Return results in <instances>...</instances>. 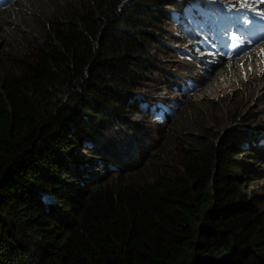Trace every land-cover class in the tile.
Listing matches in <instances>:
<instances>
[{"label":"trees","instance_id":"obj_1","mask_svg":"<svg viewBox=\"0 0 264 264\" xmlns=\"http://www.w3.org/2000/svg\"><path fill=\"white\" fill-rule=\"evenodd\" d=\"M46 3L49 6L45 14L41 3H38L39 9L34 13V15L45 16V23L43 22L38 29H20L17 35L6 37V50L3 55L0 54L3 57L2 63L0 62V163L2 164H0L2 175L0 177L2 192H0V264H264V210L260 208L264 200L262 195L257 193L254 195L250 189L252 181L258 179L262 168H259L260 163L250 156L255 146L249 148L245 146L246 141L258 137L261 131L264 132V87L261 90L263 82L259 80L260 85L259 82L256 85L254 82L251 83L250 86L255 89L247 90L244 99L235 102L236 109L234 108L224 119L223 126L226 130L228 129L225 136L232 138L233 143L220 141L217 145L210 141V138L217 137L218 130L204 124L211 118L204 117L203 113L206 112L207 107L216 108L218 112L221 105L208 103L201 106L204 99H199L200 104L194 102L195 104H188V107L183 105L180 111L183 117L181 123L178 124V116L177 120L163 125L165 133L161 131L157 139L151 138L145 129H139L133 119L143 116L146 123H153L152 118L139 107L143 91L140 89L147 80L146 72L151 73L158 66L160 55H164L167 50L163 34L159 38L157 36L159 24H162L164 19L170 20V14L166 8L173 4L178 9L179 4L173 0H46ZM58 15H61L60 18ZM88 39L89 42H87ZM247 57L245 55L238 61H244ZM152 58H154L153 61H151ZM32 65H34L33 68ZM233 65L235 64L231 60L227 69ZM220 67L223 66H215L205 72L209 71V74L214 76ZM42 68L45 69L42 70ZM106 76H109L108 79ZM30 77L42 80L37 81ZM52 77L57 79L53 80ZM39 83L42 84L38 86ZM199 93L201 94V91H195L196 95ZM253 97L257 99V102L249 110L251 102L254 101ZM247 98L249 100L245 101ZM65 104L67 105L64 106ZM244 104L245 109L241 111ZM51 109H54V112ZM209 116L214 115L209 113ZM194 120L202 123L201 127L195 124L193 127L200 128L203 133L199 134L187 128V125ZM184 125H186L185 128ZM107 132L110 133L107 134ZM130 135L133 136L130 137ZM208 137L210 138L206 139ZM185 146H189V149ZM201 152L203 154L207 152L212 156L207 154L203 156ZM180 157L181 161H178ZM210 157L214 159L210 161ZM203 158L206 159L205 162ZM38 180L41 182L39 183ZM89 187H92V190ZM8 190L10 194L12 193L11 195ZM107 190H109L108 193ZM125 191L127 193L129 191V194L123 193ZM28 195L29 198H27ZM127 196L133 198L129 197V199ZM123 198L124 200H121ZM115 200L117 202L120 200L119 204ZM107 203H110L109 207ZM15 209H19V212ZM106 212H110V215H106ZM35 213H37L36 218ZM128 213L132 218H139L132 219ZM42 215L44 216L41 218ZM140 216L143 217L141 218L144 223ZM105 222L108 224L106 225ZM194 230L197 231L194 232ZM246 253L248 257L244 256V254L247 255ZM218 254L216 258L215 255Z\"/></svg>","mask_w":264,"mask_h":264},{"label":"bare ground","instance_id":"obj_2","mask_svg":"<svg viewBox=\"0 0 264 264\" xmlns=\"http://www.w3.org/2000/svg\"><path fill=\"white\" fill-rule=\"evenodd\" d=\"M21 1H26V0H0V24H3L4 23V20H3V16H8L9 14H11V12H13V11H15L16 10V8H18L16 11H18L19 12V10H21L22 11V8H23V2L21 3V6L20 7H18V5L20 4V2ZM43 1V0H42ZM52 1V0H51ZM73 1V0H72ZM121 1V0H120ZM140 1H142V0H140ZM38 2V1H37ZM81 2V1H80ZM175 2H177L178 4H179V9L181 8V4L178 2V1H176L175 0ZM36 3V2H35ZM79 3V2H78ZM232 3H235L236 5L235 6H233V7H231V6H229V4H232ZM64 4H65V2H64ZM73 4V3H72ZM36 5L38 6V3H36ZM59 5V4H58ZM210 5H212V7H210V12L208 13V14H205V15H203V14H201V13H199V12H197V9H199V8H201V5H192V6H187V7H185V9L184 10H182V8H181V10H179L178 11V9H177V7L176 6H174L173 4L172 5H170L168 8H166L167 10H168V13L170 14V20H166V19H164V18H166V17H164L163 19V23H168L169 21H171V20H174L176 23H177V29L179 30V29H181L180 30V32H178L179 34H180V37H187V38H192V40H191V42H190V48L188 49H186V51H188L189 52V50H190V52L191 53H198V55L194 58L195 59V61H196V63L198 64V67L199 66H201V70H203V71H205V70H207V69H210V68H213V67H215V66H223V67H220L218 70H217V72L215 73V75L216 74H218V73H221V72H224L226 69H227V66H228V63L232 60V62H234V64H236L237 62H239L238 61V56L241 54V53H245V55L246 56H250L252 53H253V51H257L261 46H262V44H264V0H232V1H230V0H227L226 2H215V3H213V4H209V5H207V6H210ZM157 6V5H156ZM63 6H61V8H62ZM74 7V6H73ZM80 7V6H79ZM83 7V6H82ZM57 8V7H56ZM64 8V7H63ZM197 8V9H196ZM73 9V8H72ZM24 10V9H23ZM37 10V9H36ZM34 11V13H36L37 11ZM15 11V12H16ZM41 12V11H40ZM165 13V12H164ZM165 15V14H164ZM13 16V15H12ZM18 16V15H17ZM15 14H14V17H17ZM33 16H35V15H33ZM59 16V15H58ZM61 16V15H60ZM60 16H59V18H60ZM67 17V16H66ZM97 17V16H96ZM161 17V16H160ZM58 18V19H59ZM31 19V18H30ZM53 19V18H52ZM161 19H162V17H161ZM96 21H97V19H96ZM45 23V22H44ZM47 23V22H46ZM56 23V22H55ZM62 23V22H61ZM79 23V22H78ZM101 23V22H100ZM30 24H32V23H30ZM99 24V23H98ZM11 25H13L14 26V24H11ZM33 25V24H32ZM57 25V24H56ZM100 25H102V24H100ZM99 25V26H100ZM160 25V27H159V30H158V34H157V36H158V38L160 37V35L161 34H159V32H160V29L162 28V26H161V24H159ZM29 26V25H28ZM19 27V25H16L15 26V35H17V33L20 31V29H27V28H31V29H33V27ZM53 28V27H52ZM51 28V29H52ZM79 28V27H78ZM134 28V27H133ZM36 29H38V28H36ZM92 29V28H91ZM90 29V30H91ZM130 29V28H129ZM94 30V29H93ZM137 30V29H136ZM25 31V30H24ZM54 31V30H53ZM78 31V30H77ZM96 31V30H95ZM94 31V32H95ZM131 31H132V28H131ZM92 32V31H91ZM134 32V31H133ZM24 33V32H23ZM79 33V32H78ZM96 33H97V31L95 32V35H96ZM99 33V32H98ZM39 34V33H38ZM92 34H94V33H92ZM91 34V35H92ZM131 34H132V32H131ZM127 35V34H126ZM44 36V35H43ZM92 36H94V35H92ZM91 36V37H92ZM100 36V35H99ZM162 36V35H161ZM35 37V36H34ZM110 37V36H109ZM112 37V36H111ZM42 38V37H41ZM89 38V37H88ZM127 38V37H126ZM165 38V37H164ZM195 38H197L198 39V42H196V40H195ZM95 39V38H94ZM124 39V38H123ZM162 39V38H161ZM23 40V39H22ZM35 40V39H34ZM96 40V39H95ZM94 40V41H95ZM131 40V39H130ZM165 40H167V38H165ZM18 41V40H17ZM137 41V40H136ZM135 41V42H136ZM141 41V40H140ZM29 42V41H28ZM87 42H89V39H88V41ZM92 42V41H91ZM110 42V41H109ZM138 42V41H137ZM172 40H167V42H164V45H165V47H166V49L167 50H170L172 53H173V51L175 52V50H176V46L174 45V44H172ZM106 43V42H105ZM116 43H118V42H116ZM38 44V43H37ZM158 44V43H157ZM169 44H172V46H169ZM92 45V44H91ZM118 45V44H117ZM125 45V44H124ZM136 45H138V44H136ZM143 45V44H142ZM156 45V44H155ZM29 46V45H28ZM88 46V45H87ZM149 46V45H148ZM151 46V45H150ZM30 47V46H29ZM41 47V46H40ZM93 47H95V46H93ZM123 47V46H122ZM122 47L120 48V49H122ZM137 47V46H136ZM158 47H159V44H158ZM23 48V47H22ZM83 48H85V47H83ZM89 48H91L90 46H89ZM131 48V47H130ZM146 48V47H145ZM212 48L214 49V52L213 53H211L210 52V50H212ZM31 49V48H30ZM86 49V48H85ZM133 49V48H132ZM142 49H143V47H142ZM205 49H207V52H202V51H204ZM11 50V49H10ZM28 50V49H27ZM36 50V49H35ZM45 50V49H44ZM92 50V49H91ZM94 50V49H93ZM56 51V50H55ZM61 51V50H60ZM64 51V50H63ZM62 51V52H63ZM115 51V50H114ZM117 51V50H116ZM129 51V50H128ZM132 51V50H131ZM137 51V50H136ZM149 51V50H148ZM83 52V51H82ZM89 52H91L90 50H89ZM88 52V53H89ZM109 52V51H108ZM112 52V51H111ZM158 52V51H157ZM168 52V51H167ZM200 52V53H199ZM56 53V52H55ZM67 53V52H66ZM70 53H71V51H70ZM113 53V52H112ZM111 53V54H112ZM119 53V52H118ZM123 53V52H122ZM121 53V54H122ZM131 53H133V52H131ZM148 53V52H147ZM152 53V52H151ZM251 53V54H250ZM120 54V53H119ZM140 54V53H139ZM160 54V53H159ZM174 54V53H173ZM207 54V62H205L204 60L202 61V59L205 57V55ZM255 54V53H254ZM57 55V54H56ZM86 55V54H85ZM106 55H107V53H106ZM108 55H109V53H108ZM115 56H116V54H114ZM131 56H132V54H130ZM143 55V54H142ZM150 55V54H149ZM60 56V55H59ZM104 56V55H103ZM137 56V55H136ZM141 56V55H140ZM147 56V55H146ZM167 56H169V55H167ZM10 57V56H9ZM107 57V56H106ZM135 57V56H134ZM36 58V57H35ZM39 58V57H38ZM76 58L78 59V57L76 56ZM121 58V57H120ZM120 58H118V59H120ZM142 58V57H141ZM147 58V57H146ZM11 59V58H10ZM103 59V58H102ZM117 59V60H118ZM133 59V58H132ZM143 59V58H142ZM141 59V60H142ZM153 59L154 58H152V60L151 61H153ZM199 59L201 60V61H199ZM0 62L2 63V60L3 59H1L0 58ZM72 60V59H71ZM75 60V59H74ZM79 60V59H78ZM89 60H90V58H89ZM92 60V59H91ZM104 60V59H103ZM102 60V61H103ZM162 60V59H161ZM79 61H81V60H79ZM166 61V60H165ZM39 62H41L40 60H39ZM112 62V61H111ZM131 62H133V61H131ZM209 62V63H208ZM42 63V62H41ZM82 63V62H81ZM80 63V64H81ZM89 63V62H88ZM140 63V62H139ZM142 63H143V61H142ZM166 63V62H165ZM5 64V63H4ZM44 64V63H43ZM76 64V63H75ZM91 64V63H90ZM93 64V63H92ZM108 64V63H107ZM118 64V63H117ZM129 64V63H128ZM131 64V63H130ZM133 64V63H132ZM156 64V63H155ZM30 65V64H29ZM120 65V64H119ZM225 65V66H224ZM33 66L34 65H32V68H33ZM39 66V65H38ZM77 66V65H76ZM79 66H81V65H79ZM87 66V65H86ZM131 66V65H130ZM1 67V66H0ZM43 67V66H42ZM53 67V66H52ZM78 67V66H77ZM144 67V66H143ZM35 68H36V66H35ZM41 68V67H40ZM103 68V67H102ZM137 68V67H136ZM1 69V68H0ZM7 69V68H6ZM29 69H30V67H29ZM45 69V68H44ZM43 68H42V70H44ZM100 69V68H99ZM104 69V68H103ZM103 69H101V70H103ZM110 69V68H109ZM128 69V68H127ZM150 69V68H149ZM164 69H165V67H164ZM40 70V69H39ZM97 70V69H96ZM125 70H126V68H125ZM151 70H153V69H151ZM47 71V70H46ZM95 71V70H94ZM105 71V70H104ZM113 71V70H112ZM128 72H129V70H127ZM154 71V70H153ZM158 71V70H157ZM72 72V71H71ZM96 72V71H95ZM156 72V71H155ZM9 73V72H8ZM38 73V72H37ZM77 74H78V72H76ZM104 73V72H103ZM121 73V72H120ZM141 73V72H140ZM147 73V72H146ZM152 73V72H151ZM5 74V73H4ZM29 74H30V72H29ZM50 74V73H49ZM53 74V73H52ZM52 74H51V76H52ZM76 74V75H77ZM98 74V73H97ZM125 74V73H124ZM131 74H132V72H131ZM195 74V73H194ZM10 75V74H9ZM17 75V74H16ZM37 75V74H36ZM35 75V76H36ZM42 75V74H41ZM71 75V74H70ZM75 75V74H74ZM74 75H73V77H74ZM79 75V74H78ZM100 75V74H99ZM102 75V74H101ZM100 75V76H101ZM111 75V74H110ZM113 75V74H112ZM117 75H119V74H117ZM206 75H208V76H211L210 74H209V71H206ZM214 75V76H215ZM31 76H33V75H31ZM39 77H40V74L38 75ZM47 76V75H46ZM49 76V75H48ZM96 76V75H95ZM104 76V75H103ZM116 76V75H115ZM121 76V75H120ZM152 76V75H151ZM50 77V76H49ZM54 77V76H53ZM52 77V78H53ZM56 77H57V75H56ZM63 77H65V76H63ZM78 77V76H77ZM83 77V76H82ZM88 77H89V75H88ZM109 77V76H108ZM108 77L106 76V78L108 79ZM177 77V76H176ZM7 78H8V76H7ZM19 78V77H18ZM17 78V79H18ZM30 78H33V77H30ZM51 78V77H50ZM59 78V77H58ZM67 78V77H66ZM74 78H76V76L74 77ZM74 78H72V79H74ZM98 78V77H97ZM116 78V77H115ZM124 78V77H123ZM128 78V77H127ZM198 78V77H197ZM25 79V77L23 76V80ZM33 79H37V78H33ZM47 79V78H46ZM54 79H57V78H53V80ZM61 79V78H60ZM102 79V78H101ZM170 79H171V76H170ZM173 79V78H172ZM180 79L181 78H177V80H174L172 83H168L166 86H161V87H170L171 89H173L172 91H173V96L175 97V98H177V99H168L169 101H170V103H172V104H174L175 105V109L173 110V109H171V108H169V107H166V108H168V112L166 111V112H163V116H174V114L175 113H179V117L181 116L180 115V109L178 108L179 107V105H180V103L181 102H178L177 100H178V98H182V97H184L185 96V92L186 91H188V93H190V92H193V95H196L195 94V91L196 90H193V89H191L189 86H188V84L187 83H183L182 85H183V87H180L179 86V84H178V82L180 81ZM13 80V79H12ZM23 80H22V82H23ZM31 80V79H30ZM38 80H42L41 78L40 79H37V81ZM45 80V79H44ZM49 80H51V79H49ZM49 80H47V82H50ZM82 80V79H81ZM97 81H98V79H96ZM112 80H113V78H112ZM118 80H119V76H118ZM154 80V79H153ZM189 80H190V83L191 84H193V88L194 89H196V87H197V83L198 82H200V80H198V79H196L195 77H192V78H189ZM2 81V80H1ZM4 81H5V79H4ZM18 81H19V79H18ZM33 81V80H32ZM31 81V82H32ZM46 81V80H45ZM44 81V82H45ZM65 81H67V80H65ZM71 81V80H70ZM73 81V80H72ZM79 81V80H78ZM85 81V80H84ZM126 81V80H125ZM131 81V80H130ZM134 81V80H133ZM5 82H7V81H5ZM4 82V83H5ZM11 82V81H10ZM16 82V81H15ZM40 82V81H39ZM42 82V81H41ZM76 82H77V80H76ZM80 82V81H79ZM103 82V81H102ZM106 82V81H105ZM152 82V81H151ZM8 83V82H7ZM12 83V82H11ZM19 83V82H18ZM34 83H35V81H34ZM78 83V82H77ZM81 83H83V82H81ZM85 83V82H84ZM99 83V82H98ZM118 83V82H117ZM116 83V84H117ZM121 83V82H120ZM134 83V82H133ZM33 84V83H32ZM42 83H39L38 84V86L39 85H41ZM50 84V83H49ZM64 84H65V82H64ZM79 84V83H78ZM97 84V83H96ZM105 84V83H104ZM111 84V83H110ZM109 84V85H110ZM112 84H114V83H112ZM115 84V85H116ZM6 85V84H5ZM4 85V86H5ZM9 85V84H8ZM14 85H15V83H14ZM27 85H29L28 83H27ZM31 85V84H30ZM75 85V84H74ZM77 85V84H76ZM82 85V84H81ZM103 85V84H102ZM101 85V86H102ZM124 85H126V84H124ZM123 85V86H124ZM132 85V84H131ZM164 85H165V83H164ZM16 86H18V85H16ZM23 87V85H20V87ZM34 86H36V85H34ZM116 86H118V85H116ZM139 86V85H138ZM146 86V85H145ZM6 87V86H5ZM19 87V88H20ZM25 87V86H24ZM51 87H52V85H51ZM70 87V86H69ZM84 87V86H83ZM91 87V86H90ZM118 87H120V85L118 86ZM2 88V87H1ZM4 88V87H3ZM8 88H9V86H8ZM40 88H41V86H40ZM40 88H39V90H40ZM44 88H46V86H44ZM53 88V87H52ZM94 88V87H93ZM99 88H100V86H99ZM126 88V87H125ZM247 88H250V85L248 84V86H247ZM12 89V88H11ZM18 89V88H17ZM26 88H24V90H25ZM30 89V88H29ZM32 89V88H31ZM30 89V90H31ZM38 89V88H37ZM41 89H43V88H41ZM55 89V88H54ZM83 89V88H82ZM89 89V88H88ZM109 89V88H108ZM113 89H114V87H113ZM124 89V88H123ZM157 89V88H156ZM164 89L166 90V88H163V89H160L159 90V94L160 93H162L163 91H164ZM7 90V89H6ZM15 90H16V88H15ZM23 90V89H22ZM21 90V91H22ZM36 90V89H35ZM46 90V89H45ZM76 90V89H75ZM97 90V89H96ZM95 90V91H96ZM101 90V89H100ZM104 90V89H103ZM107 90V89H106ZM120 90H122V88L120 89ZM131 90V89H130ZM141 90V89H140ZM4 91H5V89H4ZM14 91V90H13ZM18 92L20 91V90H17ZM26 91H28V90H26ZM46 91H48V90H46ZM50 91V90H49ZM52 91H54L53 89H52ZM56 91V90H55ZM58 91H60V90H58ZM57 91V92H58ZM119 91V90H118ZM138 91V90H137ZM197 91H202V89H198ZM10 92V91H9ZM16 92V91H15ZM17 92V93H18ZM40 92H41V90H40ZM72 92V91H71ZM78 92V91H77ZM83 92V91H82ZM97 92V91H96ZM153 92V93H152ZM151 92V94L150 95H147L148 97H150L148 100L152 103V104H158V105H161V102L163 101V98L162 99H158V97L159 96H156L155 97V91H152ZM14 93V92H13ZM12 93V94H13ZM39 93V92H38ZM42 93H44V92H42ZM41 93V94H42ZM67 93V92H66ZM87 93V92H86ZM91 93V92H90ZM89 93V94H90ZM102 93V92H101ZM100 93V94H101ZM122 93V92H121ZM143 93V92H142ZM158 93V92H157ZM34 93H32V95H33ZM82 94H84V93H82ZM92 94V93H91ZM203 94V93H202ZM23 95V94H22ZM27 95V94H26ZM31 95V96H32ZM39 95H40V93H39ZM74 95V94H73ZM81 95V94H80ZM112 95V94H111ZM162 95V94H161ZM244 95H246V92L244 91ZM19 96V95H18ZM21 96V95H20ZM25 96V95H24ZM29 96V95H28ZM34 96V95H33ZM44 96V95H43ZM49 96H51L50 94H49ZM78 96V95H77ZM82 96V95H81ZM80 96V97H81ZM93 96V95H92ZM102 96V95H101ZM106 96V95H105ZM109 96V95H108ZM115 96V95H114ZM151 96L153 97V98H151ZM166 96H167V94H166ZM181 96V97H180ZM254 96V95H253ZM2 98H3V95L1 96ZM17 97V96H16ZM94 97V96H93ZM107 97V96H106ZM22 98V97H21ZM25 98V97H24ZM36 98H37V96H36ZM41 98V97H40ZM49 98V97H48ZM51 98V97H50ZM61 98V97H60ZM71 98V97H70ZM97 98V97H96ZM112 98H114V97H112ZM119 98V97H118ZM8 99V98H7ZM29 99V98H28ZM31 99V98H30ZM42 99V98H41ZM72 99V98H71ZM78 99H79V96H78ZM84 99V98H83ZM88 99V98H87ZM115 99V98H114ZM239 99H242V97H240ZM32 100V99H31ZM37 100H38V98H37ZM77 100V99H76ZM75 100V101H76ZM101 100V99H100ZM105 100V99H104ZM116 100H118V99H116ZM11 101V100H10ZM19 101V100H18ZM68 101V100H67ZM67 101H66V103H67ZM78 101V100H77ZM111 101V100H110ZM8 102V101H7ZM27 102V101H26ZM38 102V101H37ZM49 102V101H48ZM90 102V101H89ZM108 102V101H107ZM112 102H114V101H111V103ZM129 102V101H128ZM127 102V103H128ZM183 102H184V100H183ZM182 102V103H183ZM16 103V102H15ZM21 103V102H20ZM25 103V102H24ZM29 103V102H28ZM34 103V102H33ZM109 103V102H108ZM130 103V102H129ZM137 103V102H136ZM19 104V103H18ZM26 104V103H25ZM30 104V103H29ZM50 104V103H49ZM64 104V103H63ZM75 104V103H74ZM86 104V103H85ZM107 104V103H106ZM114 104H115V102H114ZM113 104V105H114ZM122 104H124V103H122ZM13 105V104H12ZM11 105V106H12ZM15 105V104H14ZM43 105V104H42ZM67 104H65L64 106H66ZM83 105V104H82ZM88 105V104H87ZM93 105V104H92ZM117 105V104H116ZM21 105L19 104V107H20ZM35 106V105H34ZM52 106H54L53 104H52ZM56 106V105H55ZM58 106V105H57ZM80 106V105H79ZM78 106V107H79ZM90 106H91V104H90ZM96 106V105H95ZM105 106V105H104ZM107 106V105H106ZM123 106V105H122ZM30 107V106H29ZM28 107V108H29ZM39 107V106H38ZM59 107V106H58ZM75 107V106H74ZM81 107V106H80ZM82 107H84V106H82ZM109 107V106H108ZM120 107V106H119ZM128 107V106H127ZM181 107V106H180ZM253 107V106H252ZM13 108V107H12ZM21 108V107H20ZM31 108V107H30ZM36 108V107H35ZM40 108V107H39ZM45 108V107H44ZM54 108H56V107H54ZM61 108L62 109H64L63 107H62V105H61ZM60 108V109H61ZM182 108V107H181ZM17 109H18V106H17ZM66 109V108H65ZM69 109V108H68ZM73 109V108H72ZM81 109V108H80ZM83 109V108H82ZM84 109H85V107H84ZM116 109V108H115ZM114 109V110H115ZM236 109V108H235ZM248 109V108H247ZM34 110V109H33ZM45 110V109H44ZM43 110V111H44ZM52 110V109H51ZM54 110V109H53ZM52 110V111H53ZM70 110V109H69ZM130 110V109H129ZM139 110V109H138ZM14 111H15V109H14ZM17 111V110H16ZM21 111V110H20ZM28 111H30V110H28ZM35 111V110H34ZM47 111V110H46ZM64 111H66V110H64ZM83 111V110H82ZM100 111V110H99ZM128 111V110H127ZM33 112V111H32ZM36 112V111H35ZM41 111H39V113H40ZM54 112V111H53ZM91 112V111H90ZM94 112V111H93ZM97 112V111H96ZM132 112V111H131ZM236 112V111H235ZM45 113H47V112H45ZM49 113V112H48ZM71 113V112H70ZM75 113V112H74ZM113 113V112H112ZM111 113V114H112ZM116 113H118V112H116ZM115 113V114H116ZM141 113H143L142 111H141ZM17 114V113H16ZM26 114V113H25ZM51 114H54V113H51ZM61 114V113H60ZM88 114V113H87ZM92 114V113H91ZM19 115V114H18ZM32 115V114H31ZM34 115V114H33ZM62 115V114H61ZM85 115V114H84ZM107 115V114H106ZM113 115V114H112ZM19 116H22V115H19ZM51 116V115H50ZM56 116V115H55ZM55 116H53V117H55ZM63 116V115H62ZM61 116V117H62ZM72 116V115H71ZM94 116V115H93ZM95 116H96V114H95ZM123 116H125V115H123ZM200 116V115H199ZM233 116V115H232ZM239 116V115H238ZM88 117V116H87ZM104 117V116H103ZM116 117V116H115ZM20 118V117H19ZM22 119H23V117H21ZM25 118H26V116H25ZM34 118V117H33ZM33 118L31 119V120H33ZM78 118V117H77ZM86 117H84V119H85ZM119 118V117H118ZM18 119V118H17ZM49 120H51L50 118H48ZM95 119H97V118H95ZM117 119V118H116ZM122 119V118H121ZM144 119V118H143ZM176 118H174V120H175ZM18 120H20V119H18ZM30 120V119H29ZM47 120V119H46ZM48 120V121H49ZM75 120V119H74ZM113 120V119H112ZM204 120V119H203ZM52 121H53V118H52ZM84 121V120H83ZM94 121V120H93ZM96 121V120H95ZM94 121V122H95ZM109 121V120H108ZM117 121H119V120H117ZM122 121V120H121ZM129 121V120H128ZM156 121V120H155ZM158 121V120H157ZM162 121H164V120H162ZM165 121H167V122H165V123H169L170 124V122L172 123L173 122V119L172 118H170L169 120H165ZM213 120H212V118L208 121V123H210V122H212ZM23 122H25L26 123V121H23ZM89 122H90V120H89ZM107 122V121H106ZM120 122V121H119ZM203 122V121H202ZM237 122V121H236ZM49 123V122H48ZM51 123V122H50ZM49 123V124H50ZM69 123V122H68ZM93 123V122H92ZM100 123V122H99ZM116 123H118V122H116ZM131 123V122H130ZM196 123H200V122H196ZM213 123H214V126H212V127H214V128H218V125H217V123H215L214 121H213ZM98 124V123H97ZM108 124V123H107ZM106 124V125H107ZM115 124V123H114ZM127 124V123H126ZM156 124H158V123H156ZM162 124V123H161ZM202 124V123H201ZM46 125V124H45ZM62 125V124H61ZM105 125V124H104ZM124 125V124H123ZM130 125V124H129ZM145 125V124H144ZM26 126V125H25ZM41 126H42V124H41ZM79 126V125H78ZM83 126V125H82ZM111 126V125H110ZM115 126V125H114ZM149 126V125H148ZM185 126L186 125H184V128H185ZM202 125H198V127H201ZM239 126V125H238ZM37 127V126H36ZM40 127V126H39ZM72 127V126H71ZM125 127V126H124ZM144 127V126H143ZM21 128V127H20ZM48 128H50V127H48ZM53 128V127H52ZM51 128V129H52ZM54 128H56V127H54ZM97 128V127H96ZM159 128V127H158ZM187 128L188 129H191L188 125H187ZM23 129V128H22ZM37 129H39V128H37ZM41 129V128H40ZM50 129V130H51ZM86 129V128H85ZM92 129V128H91ZM90 129V130H91ZM118 129V128H117ZM132 129V128H131ZM137 129V128H136ZM162 129V130H161ZM165 128H163V127H161L160 128V130L161 131H163ZM209 129V128H208ZM44 130V129H43ZM48 130V129H47ZM49 130V131H50ZM98 130V129H97ZM108 130H110L109 128H108ZM159 130V129H158ZM193 130V129H192ZM210 130V129H209ZM19 131H20V129H19ZM54 131V130H53ZM56 131V130H55ZM83 131V130H82ZM104 131V130H103ZM107 131V130H106ZM112 131V130H111ZM110 131V132H111ZM115 131V130H114ZM121 131V130H120ZM194 132H196V130H193ZM35 132V131H34ZM33 132V133H34ZM65 132V131H64ZM110 132H107V134L108 133H110ZM150 132V131H149ZM154 131H152V133H153ZM164 132V131H163ZM167 132V131H166ZM176 132V131H175ZM215 132V131H214ZM226 132H228V129L226 130V128L225 127H223V129L222 130H218V135H217V137L215 136V137H212V138H210V137H208V138H206V139H209L210 138V141H212L213 143H215V144H217L218 145V143L220 142V141H224V142H230V143H233L234 141H233V139L232 138H230V137H226L225 136V133ZM25 133V132H24ZM59 133V132H58ZM134 133V132H133ZM162 133V132H161ZM165 133V132H164ZM163 133V134H164ZM206 133H207V131H206ZM212 133H213V131H212ZM239 133V132H238ZM242 133V132H241ZM60 134V133H59ZM92 134V133H91ZM103 134V133H102ZM150 134V133H149ZM157 134V133H156ZM209 134V133H208ZM210 134H211V132H210ZM55 135V134H54ZM75 135V134H74ZM100 135V134H99ZM214 135V134H213ZM216 135V134H215ZM35 136V135H34ZM58 136V135H57ZM105 136V135H104ZM108 136V135H107ZM127 136V135H126ZM164 136V135H163ZM193 136V135H192ZM191 136V137H192ZM200 136V135H199ZM206 136H207V134H206ZM69 137H70V135H69ZM154 137V136H153ZM197 137H198V135H197ZM196 137V138H197ZM204 137H205V135H204ZM85 138V137H84ZM97 138V137H96ZM104 138V137H103ZM112 138V137H111ZM120 138V137H119ZM150 138V137H149ZM156 138H158V137H156ZM167 138V137H166ZM188 138V137H187ZM193 138H195V137H193ZM60 139V138H59ZM107 139V138H106ZM114 139H116V138H114ZM151 139V138H150ZM165 139V138H164ZM172 139V138H171ZM174 139V138H173ZM189 139V138H188ZM200 139V138H199ZM205 139V138H204ZM223 139V140H222ZM53 140V139H52ZM56 140V139H55ZM77 140V139H76ZM108 140V139H107ZM186 140V139H185ZM190 140V139H189ZM193 140V139H192ZM196 140V139H195ZM194 140V141H195ZM63 141V140H62ZM98 141V140H97ZM171 141V140H170ZM191 141V140H190ZM199 141V140H198ZM205 141V140H204ZM57 142V141H56ZM103 141H101V143H102ZM138 142V141H137ZM187 142V141H186ZM206 142V141H205ZM68 143V142H67ZM86 143V142H85ZM153 143H155V142H153ZM162 143V142H161ZM165 143H166V141H165ZM188 143V142H187ZM207 143V142H206ZM69 144V143H68ZM107 144V143H106ZM127 144V143H126ZM129 144V143H128ZM140 144V143H139ZM168 144V143H167ZM190 144V143H189ZM203 144V143H202ZM224 144V143H223ZM56 145V144H55ZM62 145V144H61ZM75 145V144H74ZM73 145V146H74ZM95 145V144H94ZM162 145V144H161ZM191 145H192V143H191ZM76 146V145H75ZM108 146V145H107ZM148 146V145H147ZM154 146V145H153ZM169 146V145H168ZM196 146H198V145H196ZM245 146L246 147H250V146H255V150H253L252 152V154H250V156L256 161V162H258V163H260V164H258V166H259V168H262V171H261V174H260V176L258 177V179L257 180H254V181H252V183L254 184L255 183V181H262V180H264V132L263 131H261V133L259 134V136L258 137H254V138H252V139H250V140H248V141H246L245 142ZM13 147V146H12ZM55 147V146H54ZM67 147V146H66ZM70 147H72V145H70ZM159 147V146H158ZM185 147H187V146H185ZM185 147H184V149H185ZM193 147H195V146H193ZM219 147V146H218ZM49 148V147H48ZM77 148V147H76ZM107 148V147H106ZM152 148V147H151ZM188 149H189V146L187 147ZM67 149V148H66ZM70 149V148H69ZM89 149V148H88ZM96 149V148H95ZM150 149V148H149ZM178 149V148H177ZM187 149V150H188ZM63 150V149H62ZM68 150V149H67ZM75 150V149H74ZM82 150V149H81ZM99 150V149H98ZM103 150H104V148H103ZM108 150V149H107ZM113 150V149H112ZM151 150V149H150ZM55 151V150H54ZM90 151V150H89ZM94 151V150H93ZM114 151V150H113ZM154 151V150H153ZM59 152H61V151H59ZM92 152V151H91ZM96 152V151H95ZM130 152V151H129ZM136 152V151H135ZM150 152V151H149ZM172 152V151H171ZM189 152H191V151H189ZM249 152H251V151H249ZM4 153V152H3ZM48 153H49V151H48ZM108 153V152H107ZM111 153H112V151H111ZM131 153V152H130ZM182 153V152H181ZM186 153H188V151L186 152ZM194 153H195V151H194ZM6 154V153H5ZM50 154V153H49ZM89 154H90V152H89ZM97 154V153H96ZM109 154V153H108ZM143 154V153H142ZM148 154V153H147ZM183 154V153H182ZM191 154H192V152H191ZM201 154H203L202 152H201ZM204 154H207V152L206 153H204ZM203 154V156H205ZM74 155V154H73ZM103 155V154H102ZM174 155V154H173ZM196 155H197V153H196ZM195 155V156H196ZM208 156H212V154H207ZM47 156V155H46ZM87 156V155H86ZM91 156V155H90ZM136 156V155H135ZM157 156V155H156ZM177 156V155H176ZM181 156V155H180ZM202 156V155H201ZM214 156V155H213ZM241 156H245V154H241ZM54 157V156H53ZM83 157V156H82ZM115 157V156H114ZM119 157V156H118ZM138 157V156H137ZM145 157H147V156H145ZM179 157V156H178ZM216 157V156H215ZM2 158V157H1ZM5 158V157H4ZM156 158V157H155ZM163 158V157H162ZM174 158V157H173ZM172 158V159H173ZM202 158V157H201ZM211 158V157H210ZM54 159V158H53ZM60 159V158H59ZM68 159V158H67ZM85 159H87V158H85ZM153 159V158H152ZM212 159H214V158H211V159H209L210 161L212 160ZM50 160V159H49ZM62 160V159H61ZM154 160V159H153ZM159 160V159H158ZM175 160V159H174ZM178 160V159H177ZM204 160H206V159H204L203 158V161ZM208 160V159H207ZM53 161V160H52ZM136 161V160H135ZM138 161H140V160H138ZM144 161H145V159H144ZM170 161V160H169ZM178 161H181V157H180V160H178ZM209 161V162H210ZM255 161H253L255 164H256V162ZM51 162V161H50ZM141 162V161H140ZM146 162V161H145ZM176 162V161H175ZM174 162V163H175ZM205 162V161H204ZM207 162V161H206ZM209 162H208V164H209ZM29 163V162H28ZM60 163V162H59ZM92 163V162H91ZM100 163H102V162H100ZM168 163V162H167ZM171 163V162H170ZM183 162H181V164H182ZM1 164V163H0ZM33 164V163H32ZM58 164V163H57ZM56 164V165H57ZM62 164V163H61ZM115 164H117V163H115ZM133 164V163H132ZM2 165V164H1ZM85 165V164H84ZM183 165V164H182ZM50 167H52L51 165H49ZM117 166V165H116ZM162 166V165H161ZM177 166V165H176ZM64 167V166H63ZM70 167V166H69ZM129 167V166H128ZM143 167V166H142ZM179 167V166H178ZM67 168V167H66ZM106 168V167H105ZM124 168V167H123ZM122 168V169H123ZM145 168V167H144ZM163 168V167H162ZM161 168V169H162ZM167 168V167H166ZM182 168V167H181ZM18 169V168H17ZM49 169V168H48ZM59 169V168H58ZM137 169V168H136ZM151 169V168H150ZM168 169H170V168H168ZM32 170V169H31ZM54 170V169H53ZM57 170V169H56ZM74 170V169H73ZM94 170V169H93ZM124 170V169H123ZM132 170V169H131ZM144 170V169H143ZM174 170H175V166H174ZM1 171V170H0ZM6 171V170H5ZM22 171V170H21ZM30 171V170H29ZM98 171V170H97ZM139 171H140V169H139ZM149 171V170H148ZM172 171V170H171ZM184 171V170H183ZM65 172V171H64ZM103 172V171H102ZM101 172V173H102ZM133 172V171H132ZM164 172V171H163ZM28 173H30V172H28ZM32 173V172H31ZM46 173V172H45ZM50 173V172H49ZM57 173V172H56ZM115 173V172H114ZM120 173H122V172H120ZM125 173H126V170H125ZM137 173H138V171H137ZM149 173V172H148ZM171 173V172H170ZM3 174V173H2ZM8 174V173H7ZM27 174V173H26ZM35 174V173H34ZM37 174V173H36ZM155 174V173H154ZM160 174V173H159ZM180 174V173H179ZM183 174V173H182ZM5 175V174H4ZM11 175V174H10ZM56 175V174H55ZM64 175V174H63ZM74 175V174H73ZM93 175V174H92ZM132 175V174H131ZM139 175V174H138ZM150 175V174H149ZM171 175H173V174H171ZM175 175H176V177H178V175L175 173ZM2 175L0 174V177H1ZM6 176V175H5ZM8 176V175H7ZM17 176V175H16ZM36 176V175H35ZM69 176H70V174H69ZM82 176V175H81ZM108 176V175H107ZM182 176V175H181ZM184 176V175H183ZM182 176V177H183ZM29 177V176H28ZM40 177H42V176H40ZM138 177V176H137ZM148 177H150V176H148ZM164 177V176H163ZM251 176H249V178H250ZM35 178V177H34ZM63 178H64V176H63ZM154 178V177H153ZM156 178V177H155ZM169 178H172V177H169ZM3 179V178H2ZM7 179V178H6ZM30 179V178H29ZM39 179V178H38ZM80 179V178H79ZM83 179V178H82ZM107 179H109V177L107 178ZM106 179V180H107ZM144 179V178H143ZM150 179V178H149ZM179 179V178H178ZM34 180V179H33ZM43 179H41V181H42ZM50 180V179H49ZM60 180H61V178H60ZM72 180V179H71ZM92 180V179H91ZM101 180V179H100ZM125 180V179H124ZM24 181H26L25 179H24ZM36 181V180H35ZM39 181V183L41 182L40 180H38ZM52 181V180H51ZM69 181V180H68ZM77 181V180H76ZM96 181V180H95ZM8 182V181H7ZM34 182V181H33ZM120 182H122V181H120ZM132 182V181H131ZM153 182V181H152ZM151 182V183H152ZM160 183H161V180L159 181ZM0 183H1V181H0ZM45 184H46V182H44ZM59 183V182H58ZM81 183V182H80ZM86 183V182H85ZM97 183V182H96ZM156 183V182H155ZM159 183V184H160ZM37 184V183H36ZM44 184V185H45ZM132 184V183H131ZM51 185V184H50ZM95 185V184H94ZM135 185V184H134ZM151 185V184H150ZM155 185V184H154ZM49 186V185H48ZM56 186H58V184L56 185ZM55 186V187H56ZM76 186V185H75ZM129 185H127V187H128ZM157 186V185H156ZM45 187V186H44ZM51 187H53V186H51ZM86 187V186H85ZM139 187V186H138ZM137 187V188H138ZM154 187V186H153ZM1 188H3V187H1ZM8 188V187H7ZM42 188V187H41ZM69 188V187H68ZM90 188V187H89ZM92 188V187H91ZM90 188V189H91ZM95 188V187H94ZM97 188V187H96ZM145 188V187H144ZM151 188V187H150ZM149 188V189H150ZM154 188H156V187H154ZM43 189V188H42ZM58 189V188H57ZM89 189V190H90ZM131 189V188H130ZM140 189H142V188H140ZM1 190V189H0ZM12 190V189H11ZM20 190V189H19ZM36 190V189H35ZM54 190V189H53ZM78 190V189H77ZM85 190V189H84ZM92 190V189H91ZM96 190V189H95ZM114 190V189H113ZM117 190H118V188H117ZM133 190H135V189H133ZM133 190L131 191V192H133ZM139 190V189H138ZM146 190H148V189H146ZM153 191H154V189H152ZM159 190V189H158ZM157 190V193H159V191ZM4 191V190H3ZM13 191V190H12ZM42 191V190H41ZM108 191L109 190H107V193H108ZM1 192V191H0ZM8 192H9V190H8ZM83 192V191H82ZM87 192V191H86ZM90 192V191H89ZM106 192V191H105ZM111 192V191H110ZM109 192V193H110ZM113 192V191H112ZM121 192V191H120ZM135 192V191H134ZM2 193V192H1ZM16 193V192H15ZM19 193V192H18ZM27 193V192H26ZM60 193V192H59ZM96 193H98V192H96ZM117 193V192H116ZM123 193H126V194H129V191H128V193L125 191V192H123ZM160 193H161V191H160ZM9 194H10V192H9ZM8 194V195H9ZM12 194V193H11ZM10 194V195H11ZM53 194V193H52ZM58 194V193H57ZM56 194V195H57ZM74 194V193H73ZM83 194V193H82ZM92 194V193H91ZM104 194V193H103ZM106 194V193H105ZM136 194V192L134 193V195ZM162 194V193H161ZM161 194H159V195H161ZM257 194H260V195H262V199L264 200V189H263V191L262 192H257ZM2 195V194H1ZM22 195V194H21ZM30 195V194H29ZM29 195H28V197L27 198H29ZM33 195V194H32ZM48 195V194H47ZM55 195V194H54ZM71 195V194H70ZM121 195V194H120ZM123 195H125V194H123ZM254 195H256V193L254 192ZM19 196H20V194H19ZM49 196V195H48ZM101 196H102V193H101ZM105 196V195H104ZM162 196V195H161ZM4 197V196H3ZM7 197V196H6ZM66 197V196H65ZM98 197V196H97ZM97 197H95V198H97ZM108 197V196H107ZM111 197H114V196H111ZM128 198L129 197H131V198H133L132 196H127ZM163 197H164V194H163ZM9 198V197H8ZM19 198V197H18ZM31 198V197H30ZM94 198V197H93ZM104 198V197H103ZM115 198V197H114ZM119 198V197H118ZM127 198V199H128ZM2 199V198H1ZM16 199V198H15ZM46 199V198H45ZM65 199V198H64ZM70 199H72V198H70ZM92 199V198H91ZM90 199V200H91ZM102 199V198H101ZM105 199V198H104ZM130 199V198H129ZM8 200V199H7ZM11 200H13V199H11ZM18 200V199H17ZM27 200V199H26ZM40 200V199H39ZM68 200V199H67ZM85 200H86V198H85ZM88 200V199H87ZM86 200V201H87ZM121 200H124V198L123 199H121ZM6 201V200H5ZM15 201V200H14ZM19 201V200H18ZM38 201V200H37ZM56 201V200H55ZM82 201V200H81ZM85 201V202H86ZM89 201V200H88ZM94 201V200H93ZM111 201V200H110ZM116 201V200H115ZM120 201V200H119ZM118 201V202H119ZM127 201V200H126ZM125 201V202H126ZM3 202V201H2ZM1 202V203H2ZM11 202V201H10ZM26 202V201H25ZM24 202V203H25ZM30 202V201H29ZM62 202H64V201H62ZM73 202V201H72ZM90 202V201H89ZM88 202V203H89ZM92 202V201H91ZM103 202V201H102ZM108 202V201H107ZM113 202V201H112ZM117 202V201H116ZM117 202V204H119ZM15 203V202H14ZM22 203V202H21ZM58 203V202H57ZM71 203V202H70ZM79 203H81V202H79ZM94 203H95V201H94ZM94 203H92V205L94 204ZM16 204V203H15ZM33 204V203H32ZM40 204V203H39ZM46 204H48V203H46ZM60 204V203H59ZM87 204V203H86ZM103 204V203H102ZM110 204V203H109ZM108 203H107V207H109L110 205H109ZM128 205H129V203H127ZM264 204V203H263ZM3 205V204H2ZM7 205V204H6ZM14 205V204H13ZM22 205V204H21ZM28 205V204H27ZM35 205V204H34ZM45 205V204H44ZM51 205V204H50ZM61 205V204H60ZM74 205V204H73ZM99 205H101V204H99ZM104 205V204H103ZM106 205V204H105ZM104 205V206H105ZM109 205V206H108ZM116 205V204H115ZM130 205H131V202H130ZM12 206V205H11ZM10 206V207H11ZM15 206V205H14ZM38 206V205H37ZM72 206V205H71ZM98 206V205H97ZM103 206V207H104ZM4 207V206H3ZM6 207V206H5ZM63 207V206H62ZM70 207V206H69ZM74 207V206H73ZM92 207V206H91ZM101 207V206H100ZM106 207V208H107ZM112 208H113V206H111ZM110 207V208H111ZM118 207H119V205H118ZM127 207H129V206H127ZM256 207V206H255ZM2 208V207H1ZM18 208V207H17ZM22 208V207H21ZM26 208V207H25ZM79 208V207H78ZM81 208V207H80ZM124 208V207H123ZM228 208V207H227ZM260 208H262L263 210H264V206H262L261 204H260ZM34 209V208H33ZM45 209V208H44ZM105 209V208H104ZM108 209V208H107ZM119 209V208H118ZM3 210V209H2ZM15 210H17V209H15ZM19 210V209H18ZM17 210V212H19ZM24 210V209H23ZM35 210V209H34ZM58 210V209H57ZM66 210V209H65ZM77 210V209H76ZM103 210V209H102ZM112 210V209H111ZM123 210V209H122ZM31 211V210H30ZM33 211V210H32ZM31 211V212H32ZM37 211V210H36ZM43 211V210H42ZM45 211V210H44ZM64 211V210H63ZM69 211V210H68ZM106 211V210H105ZM112 211H114V210H112ZM118 211V210H117ZM121 211V210H120ZM124 211H125V209H124ZM14 212V211H13ZM41 212V211H40ZM47 212V211H46ZM49 212V211H48ZM72 212V211H71ZM127 212V211H126ZM129 212V211H128ZM241 212H243V211H241ZM5 212L3 211V214H4ZM9 213V212H8ZM21 213H22V211H21ZM38 213H39V211H38ZM45 213V212H44ZM59 213V212H58ZM97 213V212H96ZM102 213V212H101ZM100 213V214H101ZM110 213V212H109ZM109 213H107L106 212V215L107 214H109ZM116 213V212H115ZM119 213V212H118ZM233 213H234V211H233ZM239 213V212H238ZM27 214V213H26ZM29 214V213H28ZM36 215H34V217L36 218V216H37V213H35ZM40 214V213H39ZM99 214V213H98ZM126 214V213H125ZM129 214V213H128ZM130 214H131V212H130ZM129 214V215H130ZM134 214V213H133ZM7 215V214H6ZM5 215V216H6ZM10 215V214H9ZM14 215V214H13ZM16 215H17V213H16ZM32 215V214H31ZM47 215V214H46ZM53 215V214H52ZM70 215V214H69ZM105 215V216H106ZM110 215V214H109ZM135 215V214H134ZM11 216V215H10ZM10 216H8V217H10ZM22 216V215H21ZM24 216V215H23ZM22 216V217H23ZM27 216V215H26ZM44 215H42L41 216V218L43 217ZM99 216V215H98ZM103 216V215H102ZM104 216V217H105ZM111 216H112V213H111ZM136 216V215H135ZM3 217V216H2ZM15 217V216H14ZM46 217V216H45ZM53 217V216H52ZM95 217V216H94ZM93 217V218H94ZM127 217V216H126ZM130 217H131V215H130ZM142 216H140V218H141ZM145 217V216H144ZM232 217V216H231ZM4 218V217H3ZM11 218V217H10ZM25 218V217H24ZM32 218V217H31ZM34 218V219H35ZM92 218V219H93ZM98 218V217H97ZM100 218V217H99ZM132 218V217H131ZM135 217H133L132 219H134ZM136 218H139V217H136ZM135 218V219H136ZM143 218V217H142ZM141 218V219H142ZM147 218V217H146ZM8 219V218H7ZM12 219H13V217H12ZM17 219V218H16ZM27 219V218H26ZM95 219H96V217H95ZM107 219V218H106ZM145 219V218H144ZM227 219V218H226ZM10 220V219H9ZM33 220V219H32ZM43 220V219H42ZM139 220V219H138ZM143 220V219H142ZM208 220V219H207ZM223 221H224V219H222ZM236 220V219H235ZM234 220V221H235ZM21 221H23V220H21ZM44 221H45V218H44ZM146 221V220H145ZM2 222V221H1ZM8 222V221H7ZM32 222V221H31ZM43 222V221H42ZM204 222V221H203ZM219 222V221H218ZM229 222V221H228ZM15 223V222H14ZM18 223V222H17ZM143 223H144V220H143ZM1 224V223H0ZM8 224V223H7ZM6 224V225H7ZM10 224V223H9ZM23 224V223H22ZM27 225H28V223H26ZM36 224V223H35ZM105 224H106V222H105ZM107 224H108V222H107ZM106 224V225H107ZM224 224V223H223ZM226 224V223H225ZM238 224V223H237ZM5 225V224H4ZM25 225V224H24ZM24 225H22V226H24ZM199 225V224H198ZM220 225V224H219ZM218 225V226H219ZM30 226V225H29ZM34 226V225H33ZM32 226V227H33ZM38 226V225H37ZM204 226H206V225H204ZM231 226V225H230ZM11 227V226H10ZM92 227V226H91ZM226 227V226H225ZM232 227V226H231ZM4 228V227H3ZM20 228V227H19ZM18 228V229H19ZM27 228V227H26ZM34 228V227H33ZM233 228V227H232ZM231 228V229H232ZM239 228V227H238ZM8 229V228H7ZM24 229H25V227H24ZM92 229V228H91ZM200 229V228H199ZM21 230V229H20ZM198 230V229H197ZM197 230H194V232L195 231H197ZM227 230V229H226ZM13 231V230H12ZM17 231V230H16ZM95 231V230H94ZM97 231V230H96ZM121 231V230H120ZM119 231V232H120ZM11 232V231H10ZM61 232V231H60ZM98 232V231H97ZM96 232V233H97ZM118 232V231H117ZM117 232H115V233H117ZM118 232V233H119ZM229 232V231H228ZM231 232V231H230ZM24 233V232H23ZM95 233V235H97ZM106 234H108L107 232H105ZM117 233V234H118ZM190 233H191V231H190ZM199 233V232H198ZM104 234V233H103ZM103 234H101V235H103ZM120 234H121V232H120ZM123 234V233H122ZM30 235V234H29ZM92 235V234H91ZM112 235H114V234H112ZM201 235V234H200ZM199 235V236H200ZM264 235V234H263ZM19 236V235H18ZM25 236V235H24ZM94 236V235H93ZM120 236V235H119ZM123 236V235H122ZM197 236V235H196ZM1 237V236H0ZM28 237V236H27ZM91 237V236H90ZM97 237H98V235H97ZM96 237V238H97ZM106 237V236H105ZM115 237V236H114ZM117 237V236H116ZM121 237V236H120ZM125 237V236H124ZM129 237V236H128ZM135 237V236H134ZM195 237V236H194ZM19 238V237H18ZM22 238V237H21ZM30 238V237H29ZM122 238V237H121ZM127 238V237H126ZM130 238H133V237H130ZM136 238V237H135ZM134 238V239H135ZM2 239V238H1ZM9 239V238H8ZM13 239V238H12ZM20 239V238H19ZM27 239V238H26ZM92 239V238H91ZM105 239V238H104ZM107 239V238H106ZM118 239H119V237H118ZM129 239V238H128ZM201 239V238H200ZM200 239H199V241H200ZM99 240V239H98ZM97 240V241H98ZM123 240H125V239H123ZM132 240V239H131ZM203 240V239H202ZM4 241V240H3ZM11 241V240H10ZM16 241V240H15ZM106 241V240H105ZM262 241V240H261ZM24 242V241H23ZM100 242V241H99ZM102 242V241H101ZM112 242V241H111ZM128 242V241H127ZM201 242V241H200ZM260 242V241H259ZM7 243V242H6ZM17 243V242H16ZM138 243V242H137ZM202 243V242H201ZM245 243V242H244ZM8 244V243H7ZM14 244V243H13ZM98 244V243H97ZM104 244V243H103ZM122 244H124V242L122 243ZM192 244V243H191ZM195 244V243H194ZM4 245V244H3ZM102 245V244H101ZM98 246V245H97ZM96 246V247H97ZM119 246V245H118ZM147 246V245H146ZM214 246H215V244H214ZM24 247V246H23ZM190 247H191V245H190ZM244 247V246H243ZM246 247V246H245ZM256 247V246H255ZM254 247V248H255ZM256 248H258V247H256ZM264 248V247H263ZM9 249V248H8ZM12 250V249H11ZM110 250V249H109ZM147 250V249H146ZM218 250V249H217ZM252 250H253V248H252ZM10 251V250H9ZM16 251V250H15ZM107 251V250H106ZM254 251V250H253ZM146 252V251H145ZM215 252V251H214ZM217 252V251H216ZM215 252V253H216ZM221 252V251H220ZM255 252V251H254ZM2 253V252H1ZM4 253V252H3ZM249 253V252H248ZM118 254V253H117ZM210 254V253H209ZM212 254V253H211ZM222 254H224V253H222ZM221 254V255H222ZM247 254V253H246ZM254 254V253H253ZM258 254V253H257ZM8 255V254H7ZM114 255V254H113ZM251 255V254H250ZM198 256V255H197ZM203 256V255H202ZM216 256V258H217V256H219V254L218 255H215ZM214 256V257H215ZM239 256V255H238ZM244 256H247L248 257V254L247 255H245L244 254ZM262 256H263V254H262ZM4 257V256H3ZM244 258V257H243ZM252 258V257H251ZM255 258V257H254ZM213 259V258H212ZM257 259V258H256ZM2 260V259H1ZM7 260V259H6ZM211 260V259H210ZM261 260V259H260ZM5 262V261H4ZM6 264V263H5ZM10 264V263H9ZM194 264V263H193Z\"/></svg>","mask_w":264,"mask_h":264},{"label":"rangeland","instance_id":"obj_3","mask_svg":"<svg viewBox=\"0 0 264 264\" xmlns=\"http://www.w3.org/2000/svg\"><path fill=\"white\" fill-rule=\"evenodd\" d=\"M176 1H178L181 4L182 10H184L185 7L187 6L201 5V8L199 9L196 8L197 12L205 15L211 11L210 7H212V5L210 6H207V5L213 4L215 2H226L227 0H176ZM22 2H23L22 11L19 10L18 12L16 11L18 8H16L15 10L16 12L13 11L8 16L5 15L2 17L4 20V23L0 24V54L1 55H3V52L6 50V45H7L6 37L15 36L14 29L16 25H19V27L20 26L27 27L29 25L28 27L39 28L46 19V17L45 16L42 17V15H35L37 16L36 18L33 16L34 11L36 9H39V6H37L36 3H41L44 14L47 12V6L49 5L46 3V0H43V1L42 0H26L25 2L21 1L18 7L21 6ZM235 5H236L235 3L229 4V6L231 7ZM181 8L180 9L178 8V11L181 10ZM14 14L18 16L14 17ZM30 23H32L33 25ZM11 24H14V26ZM161 26L162 28L160 29L159 34L161 35L163 34V36L167 38V40H172L173 41L172 44L176 46L175 47L176 50L175 52H173L174 54L170 50H166V53L164 52L165 53L164 55H160V61L157 63L158 66L155 67L154 71H152V73L145 74L147 80L141 86V90H143L142 91L143 93L141 92L140 100L147 101L150 98L147 95H150L152 91H155L156 93L155 97L159 96L158 99L159 98L162 99L163 97L167 99H174L175 97L173 95H168L167 90L164 89V91L160 94H159V90L166 88V87H161V86H166L168 83H172L174 80H177V78H181L180 81L178 82L180 87H183L182 85L183 83H187L191 89L193 90L202 89V91H201V94L199 93L198 95H193L194 91L190 93L186 91L184 93L185 96L182 98H178L177 100L178 102H181L178 108L181 110V107H183V105L188 107V104H191V105L195 104L194 102L199 103L200 102L199 99H202V100L204 99L201 104L199 103L201 106L208 104V103L214 104V105L219 103L221 105V109L218 110V112L216 108L207 107L206 112L203 113V116L212 118V120L218 125L217 130H222L224 127L223 124H224L225 117L236 107L235 102L241 100L239 99L240 97L244 99L245 97L244 91L246 92L247 90L249 91V89L251 90L255 89V87L252 88L251 86L250 88H247L248 84L250 85L251 83L254 82L256 85L260 80V82H263L261 90L263 89L264 87V79H263L264 78V75H263L264 74V46L260 47L258 49L259 50L258 52L253 51L252 54L250 53L251 55L248 56L246 60L239 61L235 65L228 67V69H226L224 72L218 73L215 76H208L206 75L205 71L201 70V66L198 67V64L196 63L194 59L198 55V53H191L190 50L189 52L186 51L187 48L188 49L190 48V42L192 38H187L185 36L183 38L180 37V34L178 33L180 31L177 29L178 25L174 20H171L168 23H162ZM8 29L9 31H7ZM167 40H164V42H167ZM195 40L196 42H198L197 38H195ZM172 44H169V46H172ZM202 52H207V49H205ZM210 52L213 53L214 49L212 48ZM1 55H0V58L3 59ZM206 56L207 54L202 59V61L203 60L205 62L208 61L206 59L207 58ZM243 56H245V53H241L238 56V59L242 58ZM199 61L201 60L199 59ZM170 76H171V79H170ZM192 77H195L196 79L200 80V82L197 83L196 89H194L193 84L190 83L189 78H192ZM260 82H259V85H260ZM153 97L151 96V98ZM253 99L254 101L251 102V106L249 110H251L252 106L256 104L257 102L256 98L253 97ZM247 100L249 99L247 98L245 101ZM245 104L243 108L241 109V111L245 109ZM144 111H146V109H144ZM209 113H212L214 116L210 117ZM178 116H179V113H175L173 117L165 115V116H161V118L163 120H169L170 118H172L173 121H175L178 119L177 118ZM174 118L176 119L174 120ZM182 119L183 117L180 116L178 119V124L181 123ZM152 120H153V123L149 124L144 121L143 116L135 117L133 119V121H135L138 124L139 129H145L151 138L157 139L156 137H159L161 135L162 129L160 130V128L163 127V125L167 121L165 122L157 121L156 117L152 118ZM213 121L210 123H208L207 121V122H204V124L209 127H212L214 126ZM194 124L197 126L202 125L201 123H196V120H194L191 122V124H188V126L191 129L196 130V132L199 134L203 133L200 130V128L193 127ZM152 131L154 132L152 133ZM131 136L133 135H130V137ZM250 189L253 193L262 192L264 189V180L255 181L254 184L250 185ZM261 205L264 206V204H261Z\"/></svg>","mask_w":264,"mask_h":264},{"label":"clouds","instance_id":"obj_4","mask_svg":"<svg viewBox=\"0 0 264 264\" xmlns=\"http://www.w3.org/2000/svg\"><path fill=\"white\" fill-rule=\"evenodd\" d=\"M166 90L168 91V90H170V88L169 87H166ZM166 98H163V101L165 100ZM146 101V100H145ZM147 103H149V100H147L146 101ZM139 107H140V104H139ZM149 116V115H148Z\"/></svg>","mask_w":264,"mask_h":264}]
</instances>
